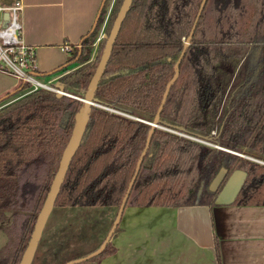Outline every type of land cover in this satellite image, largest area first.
I'll use <instances>...</instances> for the list:
<instances>
[{"label":"trees","instance_id":"16d2710c","mask_svg":"<svg viewBox=\"0 0 264 264\" xmlns=\"http://www.w3.org/2000/svg\"><path fill=\"white\" fill-rule=\"evenodd\" d=\"M108 1L63 64L36 71L56 74L51 85L66 94L20 82L5 97L24 92L0 105V264H18L28 243L82 104L75 96H84L100 58L105 38L94 41ZM200 2L132 0L53 207H108L114 219ZM157 124L124 207L213 206L235 169L246 176L231 204L264 205V0L205 1ZM112 250L108 241L94 257Z\"/></svg>","mask_w":264,"mask_h":264},{"label":"crops","instance_id":"0c3cea01","mask_svg":"<svg viewBox=\"0 0 264 264\" xmlns=\"http://www.w3.org/2000/svg\"><path fill=\"white\" fill-rule=\"evenodd\" d=\"M102 2L20 0L22 38L34 46L38 71L65 62ZM19 84L0 71V101ZM109 242L113 250L97 264H264V205L126 206Z\"/></svg>","mask_w":264,"mask_h":264},{"label":"water","instance_id":"95a60500","mask_svg":"<svg viewBox=\"0 0 264 264\" xmlns=\"http://www.w3.org/2000/svg\"><path fill=\"white\" fill-rule=\"evenodd\" d=\"M206 0H201L199 8H198V12L197 15L195 17L194 23L191 27V30L189 32V35L187 36L184 45H183V49L177 59V61L174 64V73L171 77V79L169 80V82L167 83L164 93H163V97L160 103V106L153 118V121L148 122L151 125V128L148 132L147 138H146V143H145V147L136 163V167H135V171L128 183V186L126 188V192L121 200V203L118 206V209L116 211L115 217L110 225L109 230L107 231L105 237L103 238L102 242L99 244V246L92 250L91 252H89L88 254H86L85 256H82L80 258L74 259V260H70L64 264H72V263H76L79 261H82L84 259H89L91 257L96 256L97 254H99L102 249L105 247L106 243L108 241H110V238L115 230V227L117 226L121 214L123 212L124 206H125V202L128 196V193L131 189V186L133 184V181L136 177V174L138 172L141 160L143 158V155L149 145V141H150V136L152 134L153 131V126H158L157 121L159 118V114H160V110L161 107L164 103V100L167 96L168 90L170 85L175 81L177 75H178V64L180 59L182 58L185 49L187 48V45L189 43V40L191 38V35L193 33V30L195 28V24L196 21L201 13V10L204 6ZM132 3V0H122L121 4L117 10V13L113 19V22L111 24L110 30L107 34V36L105 37V42L100 54V58L98 60V63L96 65V68L94 70V73L92 74L87 88L85 90L84 96L83 97H77L75 96L77 99L82 101L81 106L79 107L78 111L75 114V120H74V124H73V128L71 131V134L69 136V139L61 153L60 159H59V163H58V167L57 170L53 176V179L51 181L49 190L45 196V199L43 201V204L37 214L35 223H34V227L33 230L31 232L30 238L28 240V243L22 253V256L18 262V264H31L33 256H34V252L36 250L38 241L40 239V236L42 234L43 231V227L47 221V218L51 212V209L54 206V202L57 196V193L59 191L60 185L63 181V178L65 176L66 170L68 168V165L70 163V160L72 158V156L74 155L75 151L77 150L80 140L82 138L83 132L85 130L88 118H89V112H90V106L96 104L93 101V95H94V91L96 89L97 83L101 77V75L104 72L105 66L107 64V61L109 59L112 47H113V43L115 41V38L118 34V31L120 29L121 23L130 7ZM103 4V2H102ZM101 4V7H102ZM101 9V8H100ZM99 9V11H100ZM99 15V13H98ZM98 15L95 19V22L93 23V26L91 28V30L93 29ZM57 96H60L62 94H66L64 91H62L61 89H59V91L56 92ZM97 105V104H96ZM147 122V121H145ZM226 173V169L224 167L220 168L219 171L215 174V176L212 178V180L210 181L209 184V189L211 191H215L218 189L219 185L221 184L224 176ZM246 176V172L242 169H235L231 172V174L226 178L225 182L221 185V187L219 188V190L217 191V194L214 198V203L215 204H231L236 195L238 194L242 183L245 179Z\"/></svg>","mask_w":264,"mask_h":264},{"label":"rangeland","instance_id":"374dc122","mask_svg":"<svg viewBox=\"0 0 264 264\" xmlns=\"http://www.w3.org/2000/svg\"><path fill=\"white\" fill-rule=\"evenodd\" d=\"M97 43L94 41L95 47ZM77 46L76 43L71 48L75 49ZM35 76L43 81L51 79V84L57 78L56 74ZM22 92L24 91L1 100L0 105L14 99ZM113 215V210L108 207H53L43 227L31 264H64L85 256L105 237L113 221ZM5 238L4 232L0 229V245ZM94 258L72 264H97L99 258Z\"/></svg>","mask_w":264,"mask_h":264},{"label":"built area","instance_id":"2783aa9c","mask_svg":"<svg viewBox=\"0 0 264 264\" xmlns=\"http://www.w3.org/2000/svg\"><path fill=\"white\" fill-rule=\"evenodd\" d=\"M113 2L114 0H111L107 4L105 14L98 29L96 42L107 36L105 27ZM20 8V0L9 2L0 0V71L10 73L16 76L20 82L26 83L28 91L46 88L57 92L59 89L52 87L51 79L43 81L35 76L38 75L35 64V49L34 46L24 42L22 38ZM105 109L127 115L114 108L105 107Z\"/></svg>","mask_w":264,"mask_h":264}]
</instances>
